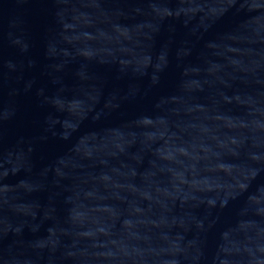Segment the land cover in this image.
<instances>
[{
	"label": "water",
	"instance_id": "95a60500",
	"mask_svg": "<svg viewBox=\"0 0 264 264\" xmlns=\"http://www.w3.org/2000/svg\"><path fill=\"white\" fill-rule=\"evenodd\" d=\"M0 264H264V0H0Z\"/></svg>",
	"mask_w": 264,
	"mask_h": 264
}]
</instances>
